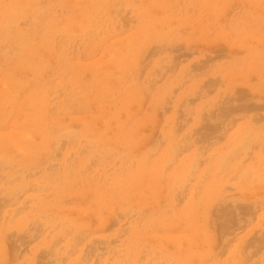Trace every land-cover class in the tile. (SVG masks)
<instances>
[{
	"label": "rangeland",
	"instance_id": "374dc122",
	"mask_svg": "<svg viewBox=\"0 0 264 264\" xmlns=\"http://www.w3.org/2000/svg\"><path fill=\"white\" fill-rule=\"evenodd\" d=\"M0 264H264V0H0Z\"/></svg>",
	"mask_w": 264,
	"mask_h": 264
}]
</instances>
